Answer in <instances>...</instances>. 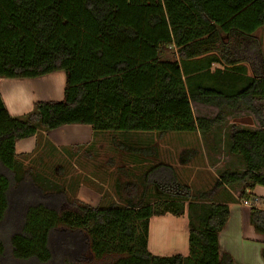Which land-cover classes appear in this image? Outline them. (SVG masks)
Here are the masks:
<instances>
[{
	"label": "trees",
	"instance_id": "1",
	"mask_svg": "<svg viewBox=\"0 0 264 264\" xmlns=\"http://www.w3.org/2000/svg\"><path fill=\"white\" fill-rule=\"evenodd\" d=\"M263 26L264 0H0V79L66 75L62 100L23 116L0 93V264H233L219 243L231 211L216 195L246 185L239 198L255 201L247 191L264 186ZM192 102L219 112L197 117ZM226 110L253 113L259 127L231 126L228 149L245 168H225L208 190L160 161L94 206L16 152L18 141L72 124L208 134ZM127 149L158 159L156 144ZM197 155L184 149L180 162ZM167 214H187L186 256L149 250L151 219ZM250 223L264 235V209L253 206Z\"/></svg>",
	"mask_w": 264,
	"mask_h": 264
},
{
	"label": "crops",
	"instance_id": "2",
	"mask_svg": "<svg viewBox=\"0 0 264 264\" xmlns=\"http://www.w3.org/2000/svg\"><path fill=\"white\" fill-rule=\"evenodd\" d=\"M65 81L66 75L64 76L60 72L37 78H2L0 79V93L9 113L20 116L24 112L32 111L34 103L37 101H59L61 97H64ZM47 84L52 93L55 94L54 97H49L50 99H47L48 97L43 93L38 92V89H44ZM144 133L94 132L90 125H65L51 131L39 132L42 138L40 137L38 141L37 135L18 141L16 152L18 155L30 156L41 153V156L48 157L61 154L68 157V161L73 157L83 155V161L94 172L93 175L84 174L86 175L85 178L90 177L98 183L99 173L107 170L116 171L120 172V177H122L119 178L115 174L117 177L114 184L117 185V182L121 179V183L135 180L136 177L142 175L151 167L149 157L144 158L142 157L143 154H141L142 156L135 155L127 149L128 146L142 149L149 146V136ZM45 138H49L50 142L45 141ZM100 155H104L101 161L99 160ZM126 157H128V161ZM230 159L229 164L231 166L232 161L235 159L233 157H230ZM99 161L100 163H98ZM119 161L121 164H125L126 167L121 164L115 166V163ZM244 168V165H241L238 169L244 170ZM127 169L129 170L128 175L126 173ZM82 170L86 173V169ZM180 178L182 179L181 176ZM245 186H229L227 189L218 191L216 195V199L227 202L231 211L229 221L219 236L220 252L222 255L229 254L233 258V264H264V235L258 234L250 223L251 208L254 206L264 209V201H261L264 200V186H256L253 190L247 191V193L256 196L255 201L239 198ZM78 187L77 196L80 200L94 206L101 202V194L93 189L94 183L86 180ZM207 189L209 188L205 190ZM155 218L158 219L155 220ZM188 222L187 214L179 217L171 214L153 217L150 222L149 250L159 256L188 255ZM167 224L169 227L166 228Z\"/></svg>",
	"mask_w": 264,
	"mask_h": 264
},
{
	"label": "rangeland",
	"instance_id": "3",
	"mask_svg": "<svg viewBox=\"0 0 264 264\" xmlns=\"http://www.w3.org/2000/svg\"><path fill=\"white\" fill-rule=\"evenodd\" d=\"M258 34L264 41V26ZM166 52L167 53L165 54H171V50H168ZM57 72H60L65 76L64 71ZM38 92L43 93V95L48 97L47 99H50L49 97H54L53 95H55L54 92L52 93V90H50L48 84L47 86H44V89H38ZM62 99L63 97H61L60 100ZM257 105L262 106L264 109V100L257 102ZM192 107L194 114L197 117L201 116L213 118L219 112L218 108L214 106H209L197 102H193ZM29 112H24L20 116H23ZM233 124H236L240 127H250L253 129L259 127V123L255 119L253 113L249 111L233 112L226 110L224 124L212 130L208 134L198 132H170L164 133L162 137H160L161 134L159 135L157 134V132H145L144 134L146 136H149L150 145L155 143L156 146L159 145L158 148L160 149L157 157L158 159L152 160L151 166L154 163L160 161L169 163L177 169L179 175L182 177V180L186 184L191 186L194 190H205L206 188H212L216 178H218V176L223 170H225V168L241 167L239 158L230 155L228 149L230 128ZM40 137L41 136L38 133L36 136L37 141L40 139ZM44 140L50 142L49 138H45ZM187 148H196L198 150V155L191 163L181 164L179 156L180 152ZM83 157V155H81L80 157L76 156L68 161V157L62 156L61 154H56V156L54 154L51 157H48L41 156V153H38L23 159L22 162L26 169L34 168L39 173L47 175L50 179H52L54 183L60 186H64L66 189H68L70 194L74 193L77 188L79 189V184L84 183L87 180V182L94 183V188H92L101 194V204L103 203L104 205H106L110 201L117 199L116 185L114 183L117 176H119V178H122L120 177V172L108 170L103 171L98 174L97 179L99 180V182L97 183L90 177H84L87 174L93 175L94 172H92L91 167L87 166L85 161H83ZM230 157H234L235 159L232 161L231 166L229 164V162L231 161ZM103 158L104 155H100L99 160L101 161L103 160ZM144 158H147L146 155ZM126 160L128 161V157H126ZM100 161L98 163H100ZM118 164H121V162H116L115 166ZM121 165H124L126 167L125 164ZM81 169H86V173L83 170L81 171ZM128 172L129 170L127 169V175ZM115 174L117 176H115ZM119 181H122V179ZM150 200L153 201L154 198H150ZM157 219L158 218H155V220ZM167 227H169L168 224L166 228Z\"/></svg>",
	"mask_w": 264,
	"mask_h": 264
}]
</instances>
